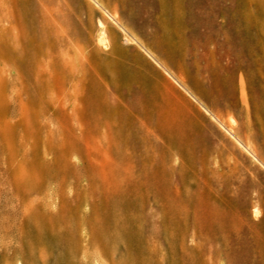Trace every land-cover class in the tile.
Returning a JSON list of instances; mask_svg holds the SVG:
<instances>
[{
	"label": "rangeland",
	"instance_id": "obj_1",
	"mask_svg": "<svg viewBox=\"0 0 264 264\" xmlns=\"http://www.w3.org/2000/svg\"><path fill=\"white\" fill-rule=\"evenodd\" d=\"M5 1L0 6V264L100 261L99 251L87 248L92 241L85 220L107 215L110 185L119 177L108 149L121 147L103 137L107 118L136 124L134 144L144 154L150 149L142 129L150 122L160 135L182 127L178 133L191 144L186 156H195L198 174L225 194V219L242 221L253 237L264 236V0H203L212 6V30L188 22L183 0ZM4 29L22 45L6 39ZM133 189L127 210L137 222L129 233L139 238L142 252L113 224L117 242L108 243L104 264H193L197 257L183 245L202 243L209 262V245L204 236L201 244L193 241L191 223L184 224L188 235L176 243L163 226L162 201ZM202 206L208 210L212 202L205 199ZM116 210L110 214L122 223ZM39 213L64 215L70 234L50 242L29 233L25 226Z\"/></svg>",
	"mask_w": 264,
	"mask_h": 264
},
{
	"label": "bare ground",
	"instance_id": "obj_2",
	"mask_svg": "<svg viewBox=\"0 0 264 264\" xmlns=\"http://www.w3.org/2000/svg\"><path fill=\"white\" fill-rule=\"evenodd\" d=\"M6 2H8V1L0 0V6L6 4ZM14 6H15V3H14ZM194 6L198 7L197 11H195V14L192 13V11H191L192 7L194 9ZM181 7L185 10L189 9L191 19L188 22L192 21L191 24L193 22H195L197 27L205 26L209 30H212L213 28H215L214 21L211 18L212 6L210 5V3L205 2L203 0H193V1L183 0V2H181ZM225 8H226L227 12H229V13L232 11V8L230 6H226ZM5 14H6V11H5ZM3 31H4L3 34H4L5 38L11 41L12 38H11L10 30L4 29ZM15 38L12 40H14L17 45H22L21 44L22 41L20 42L18 40V38H16V39ZM0 50H2V49H0ZM3 52L4 51H2V54H3ZM7 52H9V51L7 50ZM0 54H1V51H0ZM6 54H8V53H6ZM15 56L20 57V53H18L16 51ZM10 58H12V57H10ZM13 59H16V58H13ZM10 60L12 61V59H10ZM26 61H28V60H26ZM12 64L14 65L15 63L12 62ZM16 66L17 65H15V69L18 68V66L17 67ZM31 66H29V67H31ZM31 68L29 70H31ZM25 69H27V68L25 67ZM17 70L21 72L20 68H18ZM15 72H16V70H15ZM32 73H34V71ZM36 73H37V71H36ZM40 73L43 74V71H41ZM19 75H21V74H19ZM170 85H172V84H170ZM152 86H153V84H152ZM140 91L143 92L142 89ZM151 95L152 94H150V97H153V95L152 96ZM146 100H148V99H146ZM150 100H151V98H150ZM171 101H173V99ZM165 102H167V101H165ZM110 103L113 106V102H110ZM150 105H152V104H150ZM151 107H149V108H151ZM132 109H133V111L139 112L137 107H135V106L132 107ZM129 112H131V111H129ZM131 113H133V112H131ZM131 113H130V115H131ZM107 115H109V114H107ZM107 119L105 121L106 123L103 122V123H105V126H106L103 137L107 141L110 140V141L118 143L117 145H119L121 147V148H118L117 151H114L113 147L112 148L110 147L108 149V153L113 160L112 162H114L111 169L114 170L118 174L119 177L115 183H113V184L110 183V184H112V185H110L112 187V189L110 188L112 192L108 196V201H107L108 212H107V215H105L101 219H98L99 221H96L95 219L93 220V218L85 220V224L87 225L88 229L90 230V236H91L90 241L93 242V243L91 242L92 243L91 244V243H89V241H87V244H88L87 248L89 250L90 247L93 245L95 247V249L99 251V254H100L101 259H100V261H97L96 264H100V262L103 261L102 257L105 254V252L107 253L108 243L112 242L113 240H114L113 244H115V242H117L116 238L114 237L115 235L114 236L112 235V234H114V232H116V231H114L112 233L113 224H116V226L114 225V227H116L120 231V233H122V235L126 239L125 242H128L129 245L136 246V248H138L137 249L138 253L142 252L141 247H140L142 245H140L139 244L140 241H138L139 238H134L129 233L130 229L135 228V224H134L135 221L132 220V218H129L128 212H130V211L127 210L128 201L130 199V198H128L129 192L132 191L131 189H133V188L141 189V190L145 191V194L149 193V194L159 198L162 201L163 211L165 214V220H164L163 226H165L166 230L168 232H170V234L171 233L175 234L176 243H179V242H177L178 236L181 237V239L182 238L185 239V237L188 235L187 228L183 227V226H185L184 224H186V226H187V224H190V223L193 225V227H194L193 241L199 242L200 237H202V236L205 237L206 243L209 245V254H210L209 262H206L204 259V253H205L206 247H207L204 243H202V245L196 246V248L195 247L190 248V247L184 246L183 244L180 243L181 245H183V247H186L185 250H186V252H188L190 254V256L192 255V256L197 257V259L195 260V262L193 264H221V263L222 264H264V236L260 237L257 234L258 236L253 237L250 235L251 232H249V231L246 232L243 229V227H242L243 225L240 224L242 221L239 222V224H232L233 222L231 223L229 221L231 223V224H229V222L225 219V217L223 216L224 211H225V207H227V206H224V204H223L225 194L220 193L215 188L216 184L213 181L209 180V178L205 174H202V175L198 174V172L196 170V165H195V162H196L195 156H194V158H190V157L188 158L186 156V154L188 153L187 147L190 146L191 144H189V141L186 143L185 140L182 139V138H184V136L181 138L182 135L180 136V133H178L179 129H181L182 127L178 128L177 132H174L172 134L170 133V135H166V134L160 135V134H157L155 132L154 128L151 127L152 124L150 122V124H148L144 129H142V132L144 133L143 138H145L144 143H146L148 145V147L151 151L150 152L149 150H147L148 152L146 154H144V153H138L136 150L137 147L134 144V140H133L134 134L138 133L140 130L139 127L136 126V124H134V123H131V124L128 123V125H126L124 123L121 124L122 117L119 120L114 119V122H111V120L107 122ZM145 125H143V126H145ZM181 131H183V129ZM125 132L129 135V136H127V138H125V136H124ZM152 132H154V134L157 135V136H155L156 138L151 137L152 134H150V133H152ZM154 134H153V136H154ZM190 142H191V140H190ZM126 145L129 148H127V147L124 148ZM125 149H126V151H125ZM193 149H195V148H193ZM151 153H153V154H151ZM124 154H126V156H124ZM127 155H128V157H127ZM126 158H128V159H126ZM83 170L84 169H81L80 172L83 173ZM159 170H161V175H160L161 177L160 176L158 177V175L160 174V173H158V172H160ZM184 170H186V171H184ZM124 171L129 177L123 174ZM189 178H195L196 180L199 179V181L197 183L193 184L189 181ZM116 179H117V177H116ZM39 185L41 186V184H39ZM29 186H31V185H29ZM37 186H38V184H37ZM76 187H78V185ZM136 191H138V190H136ZM203 195L207 196L205 199H208V201L210 200L212 202V208H209V206H208V208L211 210L210 215L208 214L209 209L207 210V208H206V210H205L202 206L203 200H205L202 197ZM148 198H149V195H148ZM200 198H202L203 200L201 199L202 200L201 201ZM199 200H200V202H202L201 204L199 203ZM115 208L119 210V211L116 210V212H118L120 217L123 215L122 216L123 217L122 223H118V221L117 222L114 221L116 217L115 216L113 217V215L110 214L111 210L115 209ZM120 213L122 215H120ZM61 215L60 214L59 215H52L51 214V216L47 215L48 216V218H47L45 215H41L39 213V215H37V216L35 215V219L32 218L35 221V223L29 224V223H31V221H30L28 224L25 223V224H27L25 227H27L26 229H27V231H29V233H32L33 235L34 234L35 235L40 234L42 236H45L50 242H53L56 239L57 240L59 239L62 241V239H64L65 236L70 234V231L68 228L69 225L66 222L67 220L64 219V217H63L64 215L63 216H61ZM32 216H34V215H32ZM208 216H211V218L209 220L206 219ZM243 218L244 217H242V219ZM244 219H245L244 221L248 222V220L246 218H244ZM249 225H250V231L253 230V229H251V226L253 227L254 224L250 223ZM137 226L138 225H136V227ZM116 228H115V230H116ZM139 228H141V227H139ZM254 229H255V227H254ZM138 230L140 231L142 229H138ZM136 231H137V229H136ZM139 233L141 234L142 232H139ZM253 233H254V230H253ZM118 235L120 236L119 232H118ZM42 236H40V237H42ZM184 239L182 241H184ZM41 240H43V239H41ZM174 241H175V238H174ZM176 243H173V244H176ZM181 245H179V246H181ZM172 247H173V245H172ZM174 249H175V246H174ZM173 255H174L173 257H175V258H177L179 256L176 253H174ZM141 257H140V259H142ZM179 258H181V256H179L178 259ZM146 260H145V262H146ZM180 261H182V260H180ZM190 261H193V260L191 259ZM141 262H143V261H141ZM103 264H104V261H103Z\"/></svg>",
	"mask_w": 264,
	"mask_h": 264
}]
</instances>
